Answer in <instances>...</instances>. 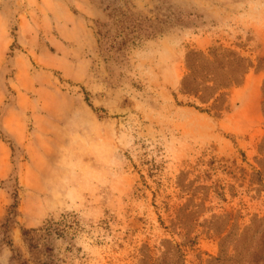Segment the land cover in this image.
Masks as SVG:
<instances>
[{
    "label": "rangeland",
    "instance_id": "rangeland-1",
    "mask_svg": "<svg viewBox=\"0 0 264 264\" xmlns=\"http://www.w3.org/2000/svg\"><path fill=\"white\" fill-rule=\"evenodd\" d=\"M0 264H264V0H0Z\"/></svg>",
    "mask_w": 264,
    "mask_h": 264
}]
</instances>
